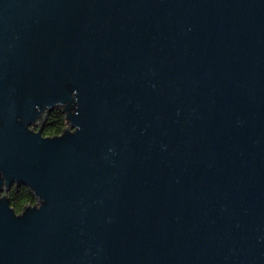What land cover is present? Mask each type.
<instances>
[{
	"label": "water",
	"instance_id": "obj_1",
	"mask_svg": "<svg viewBox=\"0 0 264 264\" xmlns=\"http://www.w3.org/2000/svg\"><path fill=\"white\" fill-rule=\"evenodd\" d=\"M0 264H264V0H0Z\"/></svg>",
	"mask_w": 264,
	"mask_h": 264
},
{
	"label": "trees",
	"instance_id": "obj_2",
	"mask_svg": "<svg viewBox=\"0 0 264 264\" xmlns=\"http://www.w3.org/2000/svg\"><path fill=\"white\" fill-rule=\"evenodd\" d=\"M46 122L44 123L41 133L43 137H53L61 135L64 129L62 114L54 110L47 115ZM6 197L9 199L10 208L15 212V214H20L23 208L28 206H34L36 204L33 196L28 192L25 187H20L16 189L13 186L8 192H5Z\"/></svg>",
	"mask_w": 264,
	"mask_h": 264
},
{
	"label": "flooded vegetation",
	"instance_id": "obj_3",
	"mask_svg": "<svg viewBox=\"0 0 264 264\" xmlns=\"http://www.w3.org/2000/svg\"><path fill=\"white\" fill-rule=\"evenodd\" d=\"M47 118V117H46ZM47 120V119H46Z\"/></svg>",
	"mask_w": 264,
	"mask_h": 264
}]
</instances>
